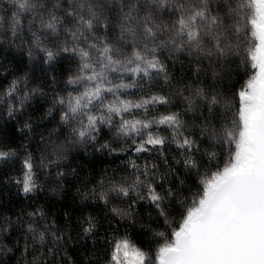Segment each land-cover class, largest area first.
<instances>
[{"label":"snow or ice","instance_id":"obj_1","mask_svg":"<svg viewBox=\"0 0 264 264\" xmlns=\"http://www.w3.org/2000/svg\"><path fill=\"white\" fill-rule=\"evenodd\" d=\"M0 89V264H264V0H0Z\"/></svg>","mask_w":264,"mask_h":264},{"label":"trees","instance_id":"obj_2","mask_svg":"<svg viewBox=\"0 0 264 264\" xmlns=\"http://www.w3.org/2000/svg\"><path fill=\"white\" fill-rule=\"evenodd\" d=\"M6 87V85H5ZM4 97L2 95V89H0V102ZM5 102L1 104L0 107V113H2L6 117V112H4ZM16 121L9 120V124H15ZM5 132H8L9 135H11V129L6 128L4 129ZM2 134V133H0ZM17 144L21 143V141L17 140ZM22 155V153H21ZM82 160H91V165H85V170H88L91 167H95V169L98 171L101 166L105 168L111 169L112 167H115L117 164H119V160L112 156H106L101 155L100 153H96L94 157H89L87 155L82 157ZM139 162V161H138ZM123 167V165H121ZM11 171L13 174H19L20 171V161H15L12 166H10ZM72 192H74V189H72L68 197L65 201L67 204H71V195ZM49 198V193L47 191L41 192L38 197L33 198V200H39L41 203L45 202ZM33 200H29L23 197L22 194H19L15 191V188H0V210L7 212L8 214H12L13 212H16L19 210L21 205L32 203ZM64 204H58L53 207V211L55 212L58 208H63ZM91 210V209H90ZM79 214L78 212L76 213Z\"/></svg>","mask_w":264,"mask_h":264},{"label":"rangeland","instance_id":"obj_3","mask_svg":"<svg viewBox=\"0 0 264 264\" xmlns=\"http://www.w3.org/2000/svg\"><path fill=\"white\" fill-rule=\"evenodd\" d=\"M3 102H4V101H3V98H2V100H1V102H0V107H1V104H3Z\"/></svg>","mask_w":264,"mask_h":264}]
</instances>
